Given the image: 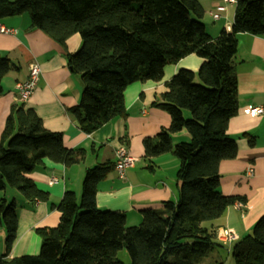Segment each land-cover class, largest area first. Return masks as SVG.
<instances>
[{"label": "trees", "instance_id": "obj_1", "mask_svg": "<svg viewBox=\"0 0 264 264\" xmlns=\"http://www.w3.org/2000/svg\"><path fill=\"white\" fill-rule=\"evenodd\" d=\"M235 8L231 29L213 38L201 22L205 10L198 0H0V20L29 14L30 29L65 48L67 65L84 86L79 104L68 112L87 134L128 116L127 86L159 83L167 65L190 55L203 60L197 73L181 69L166 83L167 92L154 106L170 114L171 125L143 142L147 159L171 153L179 160L177 201L141 212L140 224L127 227L126 214L100 210L96 203L97 189L115 164L87 169L81 200L65 193L57 227L36 230L42 239L39 255L8 259L19 219L17 202L7 200V191L15 190L28 203L47 201L48 193L28 174L46 159L71 167L86 155L66 148L60 133L44 129L34 110L12 105L0 141V226L7 247L0 264H126L118 258L122 250L130 264H224L202 262L219 246L217 232L204 224L221 219L237 200L245 202L221 193L218 173L221 162L238 152L226 134L239 110L237 36L264 39V0H236ZM77 34L82 46L71 54L67 41ZM12 66L0 55V95ZM183 130L190 141L173 144L171 136ZM232 248L235 264H264V214L250 236Z\"/></svg>", "mask_w": 264, "mask_h": 264}, {"label": "crops", "instance_id": "obj_2", "mask_svg": "<svg viewBox=\"0 0 264 264\" xmlns=\"http://www.w3.org/2000/svg\"><path fill=\"white\" fill-rule=\"evenodd\" d=\"M198 1L205 10L201 22L211 37L216 38L224 29H231L236 2ZM212 14L219 15V19L214 20ZM28 15L0 20V27L11 31L0 32V55L8 57L13 64L1 82L0 141L12 105L22 104L37 113L44 129L60 133L66 148L83 149L86 155L82 163L71 167L46 159L43 165L28 174L30 180L48 193L47 201L28 203L15 190L7 191V200L17 202L19 219L17 238L8 259L39 255L42 239L36 230L57 227L61 216L58 206L65 193L74 192L80 201L87 169L105 163L115 164V151L120 147L137 158V162L123 178L118 177L113 169L100 183L96 202L100 210L121 212L126 214L127 223L137 224L142 220L141 212L159 210L164 202L177 201L179 160L171 153L147 159L143 142L146 138H155L171 125L170 114L154 106L167 92L166 83L181 69L197 73L203 63L198 56L190 55L176 64L167 65L159 83L136 82L127 86L124 101L128 116L116 118L87 134L68 112L79 104L83 82L67 65L65 48L43 31L30 29L31 18ZM80 38L77 34L68 39L67 52L74 54L81 48ZM237 40L234 65L238 78L239 110L229 120L226 134L236 141L238 152L236 158L221 162L218 173L221 176V193L226 197H241L245 202L237 200L233 207L226 209L221 219L204 224L213 232L228 228L238 236L237 242L230 247L217 240L219 246L202 261L204 263L223 261L224 264H235L232 247L250 236L256 221L264 214V113L258 116L249 114L250 107L264 109V39L242 33ZM33 62L41 66L40 81L32 97L22 103L15 93L16 84L28 77L29 66ZM184 115L187 117V112ZM188 135L186 130L172 135L173 144L189 142ZM248 168L253 169L251 176L246 174ZM5 244L6 232L0 226V257L7 253Z\"/></svg>", "mask_w": 264, "mask_h": 264}, {"label": "built area", "instance_id": "obj_3", "mask_svg": "<svg viewBox=\"0 0 264 264\" xmlns=\"http://www.w3.org/2000/svg\"><path fill=\"white\" fill-rule=\"evenodd\" d=\"M225 2L230 3V2H236V0H225ZM212 17L214 20L219 19V15L217 14H212ZM0 32L2 33H11L10 30H5V28L0 27ZM29 74L28 77L22 81L16 84V91L18 98L21 102H26L29 100L32 95L34 94V91L37 89V85L40 81L41 77V66H39L38 63L33 62L29 66ZM264 113V109L262 108H253L250 107L249 114L251 116H258L260 114ZM116 152V163H115V170L118 174V177L123 178L126 171L129 168H132L135 166V162H137V158L132 156L124 147L118 148ZM252 168H248L247 171V176H251L253 171ZM53 182H56V180H53ZM217 240L221 243V245L225 246H232L235 244L238 240V236L233 233L232 230L230 229H222L217 235Z\"/></svg>", "mask_w": 264, "mask_h": 264}, {"label": "rangeland", "instance_id": "obj_4", "mask_svg": "<svg viewBox=\"0 0 264 264\" xmlns=\"http://www.w3.org/2000/svg\"><path fill=\"white\" fill-rule=\"evenodd\" d=\"M198 79V78H197ZM190 114L187 112V118H190L189 117ZM140 222H138L137 224H132L131 222L127 223V227H131V226H136V225H139ZM222 229H228V228H221V229H218L216 232L217 234L222 230ZM118 258L123 261L124 263L126 264H130L131 263V258L128 254V252H126V250H122L121 252H118Z\"/></svg>", "mask_w": 264, "mask_h": 264}]
</instances>
